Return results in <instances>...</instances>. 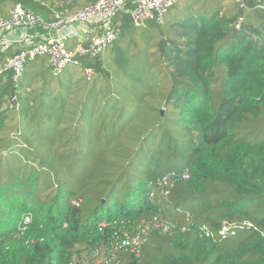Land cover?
<instances>
[{
  "label": "trees",
  "instance_id": "1",
  "mask_svg": "<svg viewBox=\"0 0 264 264\" xmlns=\"http://www.w3.org/2000/svg\"><path fill=\"white\" fill-rule=\"evenodd\" d=\"M98 1L0 0V17L20 5L52 22ZM134 6L69 78L47 58L0 74V264L93 259L141 222L150 239L127 264H264V0H202L169 26H136ZM23 49H0V68ZM166 158L188 179L163 185Z\"/></svg>",
  "mask_w": 264,
  "mask_h": 264
},
{
  "label": "built area",
  "instance_id": "2",
  "mask_svg": "<svg viewBox=\"0 0 264 264\" xmlns=\"http://www.w3.org/2000/svg\"><path fill=\"white\" fill-rule=\"evenodd\" d=\"M130 1L132 0H100L69 16H58L52 22H45L35 13L20 5L16 6L9 18L0 17V49L6 51L17 43L25 49L8 58L0 68V74L12 71L14 81H18L24 73L26 63L38 57L48 59V68L54 76L62 75L68 66L80 67L82 59L101 55L117 41L118 35L110 27V22ZM178 2L179 0H135V6L130 12L131 19L136 26L145 25L150 21L161 25L169 9ZM19 30L21 34L14 38L13 33ZM71 41H76L77 45H73ZM84 76L91 82L96 76V71L85 67ZM11 102L20 106L17 96L12 97ZM177 177L187 180L189 175L187 171L181 176L168 173L163 177L162 184ZM107 227L109 224L102 222L100 231L103 232ZM157 227L168 230L163 224ZM228 227L226 224L221 235L226 234ZM151 232V226L144 222L132 233L127 230L115 231L108 245H102L92 252L93 259L73 256L68 264H127L122 256L128 255L138 259L142 246L150 239Z\"/></svg>",
  "mask_w": 264,
  "mask_h": 264
},
{
  "label": "rangeland",
  "instance_id": "3",
  "mask_svg": "<svg viewBox=\"0 0 264 264\" xmlns=\"http://www.w3.org/2000/svg\"><path fill=\"white\" fill-rule=\"evenodd\" d=\"M37 1H41V0H37ZM183 1H185V2H183ZM202 0H188V1H186V0H179V2L175 5V7L176 8H174V9H169L170 11H168L167 12V14L164 16V20H166V18L168 19V23L166 24V26H169L170 25V23L172 22V20H173V18H178L179 16H182L183 14V12L184 11H181V9H182V7H186V10L187 9H190L191 7H192V9L194 8V6L196 5V4H199L200 2H201ZM155 22V21H154ZM120 40L118 39L115 43H114V45L111 47V48H113L114 46H115V44H117L118 42H119ZM70 43H72L73 45H77V42L76 41H71ZM127 45H129V44H127V43H124V47L125 46H127ZM109 48V47H108ZM107 48V49H108ZM106 49V50H107ZM42 59H46L45 57H38V58H36V59H34V60H31V61H29V62H32V61H35V60H39V61H37V62H35L37 65H39V63H41V60ZM40 66V65H39ZM80 67H76V66H68L65 70H64V72H63V74H62V76H65V77H70V73L72 72V71H74L75 69H79ZM38 69V68H37ZM61 77V76H60ZM3 109H5L6 108V105L4 106V107H2ZM167 121H169V122H167V124L169 125V124H171V123H175L174 121H172V120H167ZM175 125V124H174ZM181 142H182V140H181V135L178 133V135H176L175 137H174V139L171 141V146L172 147H174V148H177V145H179V144H181ZM174 158H176V159H180L181 160V163H182V160H183V155L182 154H180V152H176V154H175V156H173ZM165 160V159H164ZM169 160V159H168ZM168 160H167V158H166V160L163 162V164H162V166H160L159 167V169H158V171H159V176H162L163 174H166V173H168V172H175V171H180V170H182L183 168H182V165H179L177 168H173V165L171 164H168L167 162H168ZM183 165H184V163H182ZM26 223H28V222H26Z\"/></svg>",
  "mask_w": 264,
  "mask_h": 264
},
{
  "label": "crops",
  "instance_id": "4",
  "mask_svg": "<svg viewBox=\"0 0 264 264\" xmlns=\"http://www.w3.org/2000/svg\"><path fill=\"white\" fill-rule=\"evenodd\" d=\"M21 34L20 30L13 33L14 38H18V36Z\"/></svg>",
  "mask_w": 264,
  "mask_h": 264
}]
</instances>
